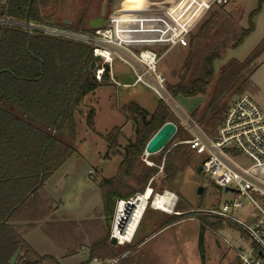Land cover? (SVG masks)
<instances>
[{
    "label": "trees",
    "instance_id": "1",
    "mask_svg": "<svg viewBox=\"0 0 264 264\" xmlns=\"http://www.w3.org/2000/svg\"><path fill=\"white\" fill-rule=\"evenodd\" d=\"M29 1L0 0V18L13 22L11 26L0 24V264H9L18 249L20 255L16 264H41L48 259L37 256L25 242L24 235L53 213V203L43 192V187L77 153L71 142L77 138L76 114L82 100L99 88L111 85L108 72L102 82L96 80V70L91 69L95 56L90 46L50 37L34 29H31V35L27 32L23 24ZM56 1L34 0L31 23L79 31L75 28L77 23L84 26L82 32L92 31L84 23L83 14L79 21L67 25L68 10L64 5L58 6ZM263 4L264 0H261L250 14V27L235 42L233 49L241 46L255 30L253 19L261 12ZM216 16L217 13L213 14L204 29L191 37L192 46L183 64L180 82L168 84L175 98L208 95L205 110L202 113L195 110L191 115L212 137L216 136L230 100L250 88L255 71L253 64L264 54L263 40L247 60L230 61L216 77L214 63L222 56L214 52L207 58L200 49L205 47L202 41L208 39V27L215 25ZM123 114L136 126L137 140L126 148L120 173L124 178L140 180L144 191L157 173L141 161L147 144L166 123L177 126L174 139L183 129L169 108L160 102L151 115L135 103L124 106ZM95 115V110L91 109L87 120L93 131ZM118 132L114 129L104 138L110 148L119 147L117 137H112ZM180 149L175 151L174 161L182 159ZM143 168L145 171L140 173L139 169ZM118 184L121 185L119 181L106 180L103 185L104 208L111 216L117 201H128L136 194H121ZM160 188L161 192L167 190L165 184ZM155 192L156 186L153 194ZM70 226L50 222L43 230L52 241L62 245L66 243L65 235L66 239L70 237L67 233ZM109 242L107 237L93 244L90 259H117L119 256ZM203 243L201 235V249Z\"/></svg>",
    "mask_w": 264,
    "mask_h": 264
},
{
    "label": "rangeland",
    "instance_id": "2",
    "mask_svg": "<svg viewBox=\"0 0 264 264\" xmlns=\"http://www.w3.org/2000/svg\"><path fill=\"white\" fill-rule=\"evenodd\" d=\"M123 1L124 0H57L56 2L58 6L61 7V5H64L68 10L66 17L64 15L66 21H79V18L82 17L81 15L83 14L84 23L88 25L91 20L99 17L101 8L104 4L106 5V20H110V18L120 13L127 14L133 11L137 13L136 16L138 17L142 16L144 18L147 16H154L162 18L167 16L166 10H168V12L169 10L173 11L172 3L175 0H173L169 6L154 3L155 5L152 4L149 7L145 6L147 8L141 7L144 0ZM181 1L182 0H178L177 3L175 2L177 6H181L179 10H182L184 7L183 4L180 3ZM259 2H261V0H233L229 6L230 9L226 7L217 8L214 6L202 23L198 25L195 34H198L204 29L205 23L213 14H218L215 18V25L208 27V39L202 41L205 47L200 48L204 51L207 58L214 52L222 56L220 60L214 63L216 77H218L223 67L230 61L236 60L244 62L247 60L261 42H263L264 4L262 5L261 12L253 19L255 30L244 40L241 46L236 49L232 48L242 33L250 27V14L257 9ZM167 6L169 9H167ZM83 7H86L87 11L84 12ZM161 8L165 10H161ZM228 18H231L230 20L236 22L239 26L237 27L233 23L227 24V22H229L227 20ZM83 27L82 24L75 23V28L79 31H81ZM191 46V42L189 41L187 47L173 50L160 63V70L164 73L169 85L180 82L182 78V67ZM154 51L158 54H162L165 49H156ZM253 65L255 66V71L250 79V88L242 95H250L264 110V54ZM131 72L132 71L127 65L116 60L113 64V75L120 86L116 85V87L99 88L96 93L88 94L82 100L78 113L76 114L77 138L75 141L71 142L76 148L77 153L65 163L63 169L59 173L60 176L65 174L63 181H53V183L48 184L47 192H52L53 197L60 196V199L66 201L73 195L79 193V195H83L79 196V198H85L86 195H89V184L85 181L90 170H92L93 175L95 174L94 171H100L98 166L102 167L105 172L107 168L106 173L116 170V160L103 162V164L101 162V157L106 155L108 149V144L104 138L112 133L114 129H118L119 132L118 134L113 133L112 137H117V143L122 149L136 142V126L132 121H128L125 118L123 107L134 100L139 103L138 105L141 107L154 110L159 102L154 93L142 84L132 86L135 78ZM124 85L131 86L125 87ZM211 91L212 87L209 88L208 93L210 94ZM238 96L240 95L234 96L230 100V103ZM207 100L208 95L188 99L176 98V102L180 109L189 115L195 110L202 113L206 108ZM91 109H94L96 112L95 131H93L87 123L88 114ZM174 116L177 124L180 125L179 119L175 114ZM182 129L183 130L178 133L177 137L175 139L173 138L168 143L165 151L163 150L156 155L150 156H146L144 152L141 160L144 166L149 169L157 170V173L150 179L144 191H142V186H140L139 191L132 197L134 198L145 193L149 188L151 189V196L164 195L167 192L170 193V190L176 192L179 197L176 198L175 206L172 212L169 213L171 215L166 216L165 221L161 222L168 224L172 221H182L180 226L175 230V233L180 232L178 249L176 253H172L173 257L169 256L167 258L158 256L153 253V247L164 237H154L144 249L135 253L132 258L135 264H239V253L249 249L251 240L248 236L242 229L235 225L229 224L224 228L223 224L221 226V223L217 219L196 213V211L200 210L217 209L224 202L234 200L237 194L232 191L226 192L225 189H220L210 184L202 173H198L197 169L203 163L205 157L190 151L188 146L184 144V142L190 138V135L183 127ZM117 148H114V150ZM178 148H181L180 150L183 154L179 162L173 160V156L176 154L175 151ZM237 156L240 164L249 166V163L240 154H237ZM139 170L140 173L145 171L144 168ZM93 175H91V177H93ZM153 180L155 181L153 182ZM161 184L167 186V190L164 192L160 191ZM121 186L126 189L128 193H134L138 190V187L135 184L133 185V183L130 186L128 185V187L124 185ZM155 186L157 192L153 194ZM200 188L204 189L202 195L198 194ZM90 199L92 200V198ZM152 203L151 201V204H149L147 208L144 222L138 232L136 240L145 233L144 224L148 221L151 212L154 211ZM244 204L245 209L235 212L234 216L240 221L247 223L250 222L249 216L251 213L255 212L256 208L249 204L247 200H244ZM116 205L117 202L115 204L113 216L105 211L104 204L100 210V215L102 214L101 217L104 219V223L101 224L102 230L99 232L101 240L107 237L110 241L113 240L111 236L113 220L117 208ZM178 206L181 207L180 210ZM71 207H73V205H71ZM173 211L176 212V214H174ZM159 213L162 212L160 211ZM198 220L200 222L203 220V222L208 223V225L205 226L206 232L204 233L203 249L199 247L198 243L200 224L202 225L203 222L199 224L197 222ZM89 234L91 237L89 243L93 246V244L98 242L96 238L97 235L94 236L93 233ZM136 240L134 243L133 241L130 242V245L120 246L117 243L116 246L118 248L115 251L119 257L105 263L120 264L124 261L120 256H125V260L128 259L131 261V254L132 251H134Z\"/></svg>",
    "mask_w": 264,
    "mask_h": 264
},
{
    "label": "built area",
    "instance_id": "3",
    "mask_svg": "<svg viewBox=\"0 0 264 264\" xmlns=\"http://www.w3.org/2000/svg\"><path fill=\"white\" fill-rule=\"evenodd\" d=\"M232 1L202 0V5L210 9L214 6L230 5ZM172 2L170 0L159 4L166 6ZM124 14L115 15L110 20L105 19L101 29L91 32L33 24L31 29L50 37L78 41L90 46L94 56L98 57L95 75L98 82H102L108 72L111 81L120 85L113 77V64L116 60L131 69L135 78L133 85L142 84L152 91L158 102L167 106L189 133L190 138L184 144L190 151L205 157L201 164L204 178L220 189L237 194L234 200L224 202L217 209L200 210L196 213L215 217L228 225H235L248 236L251 240L249 249L239 253V264H264V257L260 255L261 252L264 255V110L250 95L238 96L230 103L216 136L207 134L192 115L180 109L176 98L168 89L167 78L160 70V63L168 53L176 47L188 46L189 29L180 30L172 27L166 19L167 16L143 18L136 16L135 11ZM166 14L168 15V12ZM147 23L158 24L161 28L155 45L165 49L162 54L149 49H136L137 47L132 44L135 41L131 39V33L138 30H131L129 25L142 26ZM0 24L13 25L10 20L1 18ZM237 154H240L249 166L240 164ZM244 200L256 208L255 212L250 214V222L247 223L234 216L235 212L245 209ZM131 201L132 199L117 201L111 237L116 239L118 244L121 243L115 237L117 209L120 203H126L128 206ZM126 221L128 217L123 220Z\"/></svg>",
    "mask_w": 264,
    "mask_h": 264
},
{
    "label": "crops",
    "instance_id": "4",
    "mask_svg": "<svg viewBox=\"0 0 264 264\" xmlns=\"http://www.w3.org/2000/svg\"><path fill=\"white\" fill-rule=\"evenodd\" d=\"M125 1L126 0H124L123 2ZM166 1H170V0H144L141 7H145V6L149 7L152 4L154 5V3L156 4V3L166 2ZM177 1L178 0H175L172 3L173 11L169 10L168 12L167 10L168 15L166 19L168 20V23L172 25V27H176L180 30L189 29V33L187 37H188V40L190 41L191 37L196 35L195 31L198 25L202 23V21L206 18V15L212 10L213 7L210 9H206L205 6L202 5V0H182L180 3L183 4L184 7L182 10H179L181 6H177L176 4ZM168 6H167V9H169ZM229 6L230 5H227L224 7L230 9ZM217 8H220V7H217ZM230 19L231 18L227 19L229 21L227 22V24L233 23L237 27L239 26L236 22H233ZM129 26L131 30H138L137 32L131 33L132 35L131 39L135 41V42H132V44L135 46V48L137 47L136 49H141V50L142 49H149V50L162 49L158 45H155L156 38H158L159 36L158 33L161 29L158 26V24L147 23V24H143L142 26L140 24H136V25L133 24ZM156 28H159V29L155 30ZM178 48H184V47L179 46V47L174 48L173 50L178 49ZM131 73L134 76V73L133 72ZM110 82H111V85L109 87H116V84H114L111 81V79H110ZM133 84L132 86H137ZM124 86L130 87L131 85H124ZM109 87H105V88H109ZM130 103H135L137 105L139 104L135 102L134 100H132V102ZM143 109L146 110L151 115L155 111L156 108H154V110H149L145 108ZM128 146H125L123 149L119 146V148L115 150L113 148H110L109 145L107 146L108 149H107L106 155H104V157L103 156L101 157V160H102L101 162L103 164V162H111L113 160H116L115 163H116L117 168L115 171L106 173L107 168L105 172L102 167L98 166L100 171H94L95 173L94 175L92 174L93 173L92 170H90L89 175L85 181L86 183L89 184V189H88L89 195L88 196L86 195L85 198H79V196H83V195H79L78 193V194L73 195L69 200L67 199L66 201H64L63 199H60V196L53 197L52 192H47L48 184L53 183V181L55 182L63 181V177L65 176V174L60 176L59 173L61 172L64 166L46 182L45 186L43 187V192L49 199H51L53 203V213L49 218H47L45 221L38 223L36 227L29 230L24 235L25 242L32 249V251L35 254H37V256L48 258V259H45L41 264H94L98 262H108L109 261V260L103 261L100 258L99 259L97 258L94 260L90 259V249L92 246L89 243L90 242L89 240L91 239L89 233H93L94 236L97 235L96 237L98 240L97 243L102 242L99 232H101L102 230L101 224L104 223L103 221L104 219H102L103 217H101L102 214L100 215L101 213L100 210L104 204L102 189H103L104 182L106 180H116L117 182L119 181L121 185H124L127 187L128 185L130 186L133 183V185L135 184L138 187L137 188L138 190H136V193L139 191V188L141 186L140 180L135 181L129 178H124L121 176V173H120V166L123 162L124 153ZM91 175H93V177H91ZM121 185L118 184V186L121 187L120 193L123 195L127 194L128 192ZM170 191H171L170 193L175 195L176 198L179 197L175 191L173 190H170ZM90 198H92V200ZM71 205H73V207H71ZM154 211L151 212V215L149 216L148 221L144 224L145 233L143 234V236H141L140 238L136 240L138 232L140 231L142 224L144 222L146 211L143 213L141 220L138 223V226L136 228V231L131 239V242L133 241V243L136 240L134 251H132V254H131L132 260L131 261L128 259L125 260L126 259L125 256L124 257L120 256V258H123L122 260H124L121 263L124 262L123 264H135L134 259L132 258L133 255L135 253H138L140 250L144 249V247H146V245H148V243L151 242V240L154 237H162V236L164 237L161 241H159L153 247L154 254L168 258L169 256L173 257V254L176 253V250L178 249V245L180 241L178 240L180 236V232L175 233V230L180 226L182 221L181 222L172 221L168 224L162 223L161 221H165V217L170 216L171 214L158 210L156 208H154ZM160 211L163 214L159 213ZM173 213L176 214V212L174 211ZM200 215L208 216L206 214H200ZM208 217H212V216H208ZM217 220L223 224L224 228L228 226V224L223 223L221 220L219 219ZM50 222H60V223L71 224L67 232L68 235H70V237L66 239L67 234L65 235L66 243L64 242V244L59 245L55 243L54 241H52L45 234L43 227L46 223H50ZM197 222L200 224L203 222V220H201V222L198 220ZM206 225H208V223L203 222L202 225L200 224L199 241H198L199 247H200L201 235H203V238H204V233L206 232V229H205ZM203 228L205 230H203ZM70 230H73V231L71 232ZM109 244L112 246L114 250H117L118 247L116 246V244L113 243L112 240L109 242ZM127 244L130 245V242H126L124 245H127ZM119 245L122 246L121 244ZM32 258L34 260L36 259V257H32Z\"/></svg>",
    "mask_w": 264,
    "mask_h": 264
},
{
    "label": "bare ground",
    "instance_id": "5",
    "mask_svg": "<svg viewBox=\"0 0 264 264\" xmlns=\"http://www.w3.org/2000/svg\"><path fill=\"white\" fill-rule=\"evenodd\" d=\"M151 201L154 208L171 213L175 206L176 197L168 192L164 195L151 196V189H148L145 193L133 199L130 205L127 206L126 203H120L117 209L115 237L121 244L131 242L138 223ZM127 217L128 221L123 222L124 218Z\"/></svg>",
    "mask_w": 264,
    "mask_h": 264
},
{
    "label": "water",
    "instance_id": "6",
    "mask_svg": "<svg viewBox=\"0 0 264 264\" xmlns=\"http://www.w3.org/2000/svg\"><path fill=\"white\" fill-rule=\"evenodd\" d=\"M33 2L34 0L29 1V5L27 8V13H26V19L23 24V27L27 30V32L31 35V13H32V8H33ZM5 3V2H4ZM105 19H106V5L104 4L101 8V12L98 18L91 20L89 22V28L92 30L95 29H101L104 24H105ZM10 23H13L12 20H10ZM67 25H71V21H65ZM97 62H98V57L94 58V62L92 63L91 69L94 71L97 69ZM177 134V127L174 123L169 122L166 123L156 134L155 136L149 141V143L146 146L145 149V155L150 156V155H156L160 153L167 145L168 143L175 137ZM198 173H201L202 171V166L200 165L197 169ZM203 188H200L198 190V194L202 195L203 194ZM226 192H229V190H226ZM136 197L132 198L135 199ZM130 205V204H128ZM114 244H117L116 239L112 240ZM20 255V249H18L14 256L11 258L9 264H16L18 257ZM260 255L264 257L263 253L261 252Z\"/></svg>",
    "mask_w": 264,
    "mask_h": 264
}]
</instances>
